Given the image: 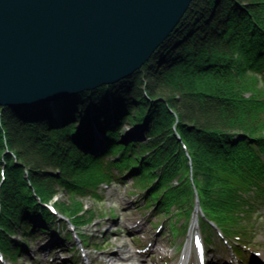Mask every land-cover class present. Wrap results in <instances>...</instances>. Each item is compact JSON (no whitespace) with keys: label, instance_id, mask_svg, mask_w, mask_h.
<instances>
[{"label":"trees","instance_id":"1","mask_svg":"<svg viewBox=\"0 0 264 264\" xmlns=\"http://www.w3.org/2000/svg\"><path fill=\"white\" fill-rule=\"evenodd\" d=\"M113 101L128 123L146 120L148 140L126 144L114 131L107 148L89 153L78 128ZM52 104L60 122L50 103L0 106V257L25 249L13 233L30 240L55 220L65 223L64 241L88 246L81 225L94 217L83 199L99 201L101 186L123 172L138 192L135 210L174 218L177 233L189 223L179 229L175 220L189 221L196 204L209 250L213 228L234 250L247 244L264 204V0H193L130 77ZM58 190L68 202H51Z\"/></svg>","mask_w":264,"mask_h":264},{"label":"water","instance_id":"2","mask_svg":"<svg viewBox=\"0 0 264 264\" xmlns=\"http://www.w3.org/2000/svg\"><path fill=\"white\" fill-rule=\"evenodd\" d=\"M192 1L0 0V106L54 102L131 76Z\"/></svg>","mask_w":264,"mask_h":264},{"label":"rangeland","instance_id":"3","mask_svg":"<svg viewBox=\"0 0 264 264\" xmlns=\"http://www.w3.org/2000/svg\"><path fill=\"white\" fill-rule=\"evenodd\" d=\"M48 103L52 106L51 111L56 112L59 106H55L52 104L53 102ZM114 105L116 104H114L113 101V105L106 108V111L110 113L105 115L92 113V111H90L87 120L88 123H83L84 126L82 128L77 127L78 131L81 129L80 133L81 136H83L82 138L88 139L85 142L83 139L79 138L87 149L95 150V145L92 144L90 140L92 136L95 137L97 134L109 137L106 138V143L102 146V148H107V146L111 144V140L113 139L111 136L114 131L121 132L124 135L123 138H125L126 144L134 140L136 143H143L148 140L146 135L148 126H144L146 120H134L132 123H128L125 115L126 111L123 113V103L119 107ZM94 116L96 117L95 122ZM55 117L59 122L61 121V114L58 112H56ZM146 117L147 115H145V119ZM96 122L102 123L98 131L94 129V127L97 126ZM61 123L63 125V122ZM73 128L74 126L70 127L68 132L72 131ZM94 130L97 132H94ZM137 134L140 136L134 137L135 135L137 136ZM136 191L137 189L132 186V180L128 172H123L120 181L101 186V199L99 201H93L90 197H85L83 199V206L90 210V213H93L92 215L94 217L93 221L81 225V233L89 237L88 246L85 247V251L89 256L88 262L84 259L86 257L82 256V253H80L84 251V248L77 238L67 241L61 238L60 232L65 234L67 229L65 228V223L63 221L58 222V220H55V224L52 223V227L48 228V230L44 232L38 231L30 240H24V236L18 231V233H16L17 235L13 236V238H15V241L21 242V246H24L28 242V255L25 251H20L15 256L16 259L14 260L10 259L8 255H4L3 258H1L4 259L6 257L5 259L8 260L7 263L10 262L11 264H38L39 262L44 263L45 261H52L54 264H81L80 262L82 261L83 264H90V259L96 264H175L179 258L181 262H183L184 259V264H187L189 257V248H187V246L191 243L190 239L194 230L198 231L200 227L196 222L197 216L201 213L199 206L195 204L194 213L189 221L176 217L175 225L177 228L179 227V229L183 227V224L186 225V223H189L185 232H180L181 230L178 229L179 231L176 233L171 230L169 223L174 222V218L169 220L164 217V214L153 216L149 214L151 208L145 209L144 213L135 210V200L138 195ZM57 200L68 202L64 190H58L51 198V202ZM37 202L42 204L40 201ZM101 214L102 216H100ZM56 215L62 217L57 212ZM257 216L258 217L253 218V231L248 234L247 244L239 246L241 251L239 250L238 253L245 261L244 264H248L249 257L256 259L257 262L258 257H260L262 258L261 261L264 262V204L260 208V213ZM147 217H150V220H147ZM36 224H38V222H36ZM154 224H156V228ZM158 227L160 231L157 230ZM200 229L202 228L200 227ZM128 231H131V236L128 235ZM221 234H219L216 228L211 230V235L213 237L212 242H215L212 244L213 246L215 245L213 247L215 253L225 252L227 256L229 255L228 257H239V255L235 254L236 251H233V248L227 244V241L228 243H231V241H229L226 236V238L221 236ZM51 236H53L52 239H54V244H56V247H54L55 249L51 250L50 247L41 248L42 242H44V240L47 241ZM132 237L136 238L137 242H135L136 239L133 240ZM224 239L227 240L224 242ZM74 245H76L77 248ZM95 245H97L99 249L97 247L94 248L93 246ZM141 245H148V252L140 253L139 246ZM105 251L115 252L111 260L103 257ZM180 252H183L182 256H179ZM251 252L252 256H250ZM257 253L259 256H257ZM39 254L41 256H39ZM72 254L74 255L70 259ZM57 255L65 257L66 261L60 260L59 257H56ZM200 257L197 264L203 259L202 252ZM207 257L211 260L217 258L216 254H213V251L207 252ZM169 260H171L170 263L168 262ZM191 261L192 258L190 256V264ZM233 262L237 264V257L236 263L235 261Z\"/></svg>","mask_w":264,"mask_h":264},{"label":"bare ground","instance_id":"4","mask_svg":"<svg viewBox=\"0 0 264 264\" xmlns=\"http://www.w3.org/2000/svg\"><path fill=\"white\" fill-rule=\"evenodd\" d=\"M191 5V4H190ZM190 7V6H189ZM130 77V76H129ZM128 78V77H127ZM123 80V79H122ZM62 100V99H61ZM95 117V116H94ZM95 122V121H94ZM96 124H97V126H95L94 127V129H96L97 131L101 128V126H102V123H98V122H96ZM92 129V128H91ZM90 129V130H91ZM96 130H94V132H97ZM138 136H140V135H138L137 134V136L135 135L134 137H138ZM106 138H109V137H106L105 135L103 136H101V134L99 135V134H97V135H95V137L94 136H92V138H91V140H90V142L92 143V144H94L95 145V147H94V149L95 150H92V149H89L88 150V152L89 153H93V154H99V153H101L102 151H103V148H102V146H104V144L106 143ZM51 202H48L46 205H47V207H51L52 208V206H51ZM50 208V209H51ZM20 233V232H19ZM13 236H15V235H17V234H15V233H13L12 234ZM11 235V236H12ZM94 235V234H93ZM13 236H12V238H13ZM200 236H202V234H200ZM200 236H199V233L197 232V231H195L194 230V232L192 233V235H191V243H189V245L187 246V248H189L188 250H189V255L191 256V258L195 261V263L197 264L198 263V261L200 260V254H201V252H202V254H203V259H202V261H200L199 262V264H205V261H208V260H210V258H208L207 257V255L204 253V250H203V247H204V240L202 241L201 240V238H200ZM53 238V236H51V238L50 239H48L47 241L46 240H44V242H42V244H41V248H47V247H50V249L51 250H54L55 248L54 247H56V244H54V239H52ZM13 239H15V238H13ZM75 247H76V245H74ZM77 248V247H76ZM28 246L25 244V249H23V251H25L26 253H27V255H28ZM192 249V250H191ZM22 251V250H21ZM80 253H82V256H84V257H86V258H84V259H86L87 260V262H88V258H89V256H88V253L85 251V248H84V251L83 252H80ZM105 254H103V257L104 258H106V259H108V260H111V258L113 257V255H114V253L115 252H112V251H105L104 252ZM224 254H225V257L222 259V264H234V262L233 261H235V258L236 257H233V258H231V256L230 257H228L227 256V254L224 252ZM183 255V252H180V255L179 256H182ZM188 255V256H189ZM218 255H220V254H218ZM39 256H41L40 254H39ZM259 256V255H258ZM56 257H59L60 258V260H64V261H66L65 260V257H63V256H56ZM5 259V258H4ZM260 259V260H259ZM262 260V258H260V257H258V263L259 264H264V262L263 261H261ZM5 262H3L2 260H0V264H11L10 262L9 263H7V261L8 260H4ZM169 263L171 262V260H169L168 261ZM184 262H185V260L183 259V262H181V261H177L175 264H184ZM40 263H42V262H39L38 264H40ZM81 264H83V262L81 261L80 262ZM89 263L90 264H96V263H94V261H92L91 259L89 260ZM236 263V262H235ZM88 264V263H87ZM237 264H243L240 260H237Z\"/></svg>","mask_w":264,"mask_h":264}]
</instances>
